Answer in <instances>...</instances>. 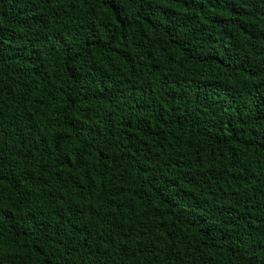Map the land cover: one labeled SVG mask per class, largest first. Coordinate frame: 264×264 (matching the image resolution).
I'll use <instances>...</instances> for the list:
<instances>
[{
	"label": "trees",
	"instance_id": "16d2710c",
	"mask_svg": "<svg viewBox=\"0 0 264 264\" xmlns=\"http://www.w3.org/2000/svg\"><path fill=\"white\" fill-rule=\"evenodd\" d=\"M0 264H264V0H0Z\"/></svg>",
	"mask_w": 264,
	"mask_h": 264
}]
</instances>
